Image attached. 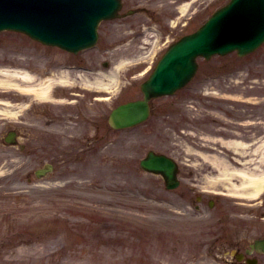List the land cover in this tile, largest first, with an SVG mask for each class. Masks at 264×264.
I'll list each match as a JSON object with an SVG mask.
<instances>
[{
	"label": "rangeland",
	"instance_id": "rangeland-1",
	"mask_svg": "<svg viewBox=\"0 0 264 264\" xmlns=\"http://www.w3.org/2000/svg\"><path fill=\"white\" fill-rule=\"evenodd\" d=\"M123 1L124 9L147 7L149 11L101 24L98 45L86 55L100 65L103 59L110 66L124 61L130 62L128 68L135 65L140 68L137 71H142L129 78L121 70V84L131 83L117 94V99L101 104L105 116L114 103L139 97L138 81L160 52L183 31L194 29L200 20L196 19L199 12L213 10L224 0ZM182 6L186 8L185 15L179 17L187 23L184 29L174 20ZM48 55L55 56L57 66L68 59L60 51L44 48L23 35L0 33V61L5 60L0 64L28 65L45 74ZM79 76L77 72L69 74L73 79ZM95 76L80 77L96 82ZM104 82L110 85L111 81L105 78ZM13 93L16 92L10 91ZM17 97L10 101L16 112L10 116L14 121L20 119L21 102ZM246 98L250 102L246 103ZM88 105L82 102L72 109L85 112L91 110ZM151 112L145 123L131 129L111 131L104 125L98 147L99 140H85L95 134L96 127L89 129L80 121L65 119L51 122L40 113L24 114L25 129L19 131V140L26 143L31 154L16 146H0V192L29 193V197L12 198L9 203L31 202L19 206L32 212L22 215L29 222L22 227L41 236L23 245L19 239L0 244V264H231L224 250L226 239L210 243L213 236L221 234L214 225L216 214L233 202L224 194H216L227 191L229 180L220 179L223 174L211 167L204 156L218 154L226 160L235 156L219 143L217 136L264 141V45L241 59L230 55L200 60L198 74L190 84L172 96L153 100ZM18 123L15 122L21 125ZM69 134L79 135L78 139L69 138ZM148 149L177 159L180 185L176 189L165 190L160 177L139 168V159ZM66 150V156L82 158L64 161ZM80 150L83 154H69ZM52 159V173L41 179L31 174ZM215 176L218 180H213ZM43 190L51 194H39ZM197 193L202 201L196 199ZM210 197H216L212 207L207 205ZM45 207L59 218H66L43 220L35 209ZM95 211L107 221L92 218ZM254 228L250 231L252 237L256 234ZM3 231L0 225V233ZM4 233L7 235V231ZM259 258L258 264H264V254Z\"/></svg>",
	"mask_w": 264,
	"mask_h": 264
},
{
	"label": "water",
	"instance_id": "water-1",
	"mask_svg": "<svg viewBox=\"0 0 264 264\" xmlns=\"http://www.w3.org/2000/svg\"><path fill=\"white\" fill-rule=\"evenodd\" d=\"M73 3L85 8L81 18L68 15L67 10ZM259 4V0H232L216 14V18H223L241 36L248 34V45H253L259 40L262 31L257 32L258 21L264 17L261 16L264 6L260 7ZM111 5L113 0H0V14L11 11L19 17L26 15L37 31L42 28L44 34L54 37H57L56 33L68 34L72 41L79 43L92 35L95 22L101 16L108 14ZM181 50H183L181 54H176L178 57L174 60V64H171V68L186 67L190 58L188 50L187 48ZM142 116L143 110L139 105L127 103L114 110L111 121L116 122L117 125H128L139 121ZM144 164L147 168L162 171L172 178V163L167 158L149 154Z\"/></svg>",
	"mask_w": 264,
	"mask_h": 264
},
{
	"label": "bare ground",
	"instance_id": "bare-ground-1",
	"mask_svg": "<svg viewBox=\"0 0 264 264\" xmlns=\"http://www.w3.org/2000/svg\"><path fill=\"white\" fill-rule=\"evenodd\" d=\"M64 71L65 70H63V72H61V76H62V78H64V81H67V80H65V79H67V73ZM18 73L22 79H25V81H29V78L31 76L29 77L26 72L19 71L18 69L17 70L16 69H10V68L6 67V68L0 69V85H3V86H12L13 85L14 87L19 86V84L14 82V78H15V76H18ZM99 76L101 78H107L105 76V74H101ZM51 82H52V80H46L45 82H42V81L38 82L37 86H35L36 88L33 89V90H35L36 95L47 96ZM229 145L231 147H234V149L242 147V143H240L239 140L238 141L237 140H234V141L230 140ZM257 148H256V150H257ZM206 159L208 161H210L211 163H213V165L219 170L220 174L228 175L227 167H226L225 162L222 158H220V157L218 158L216 156H211V157L206 158ZM261 161L262 160H258V165H260V169H256V171H253V172H251L250 170H245V168H249L248 166H245V165H244V168H237V170L234 169V170H236L237 174L240 175V177H243V181H244V183H242L243 186L239 189V191L241 189H244V193L250 191V194H253V195H255L256 193L259 192V190L261 189V187L263 185L262 182L264 180V169H263L264 166L262 167ZM248 162H250V161H248ZM252 163H255V161L254 162L252 161ZM228 170H230V168H228ZM233 187H236V185L233 184Z\"/></svg>",
	"mask_w": 264,
	"mask_h": 264
}]
</instances>
